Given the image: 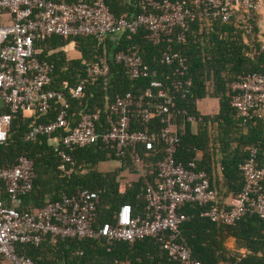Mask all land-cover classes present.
Returning <instances> with one entry per match:
<instances>
[{"label":"built area","instance_id":"built-area-1","mask_svg":"<svg viewBox=\"0 0 264 264\" xmlns=\"http://www.w3.org/2000/svg\"><path fill=\"white\" fill-rule=\"evenodd\" d=\"M263 0H195L193 9H185L181 1L140 0L141 12L133 17L115 16L104 0H0V144L8 139L14 114L18 112L47 113L58 107L56 117L25 134V141L57 136L61 141L58 170L69 178L76 170L72 152L78 148L102 142L119 158L130 149L139 160L141 153L149 155L161 149L163 159L156 165L154 186L144 189L145 207L136 213L130 204L122 205L112 223L95 226L100 204V192L82 190L63 195L40 209L21 210L24 197L34 188V162L25 156L13 167L0 168V255L10 264H38L32 258L16 252L17 244L39 245L49 238L136 242L156 239L168 253V264H202L179 242L180 227L190 216L182 212L188 204L199 207L200 216L212 223L235 225L247 214L264 219V155L253 150L241 165L244 186L226 208L216 205L217 194L208 173L198 168L197 160L177 161L181 143L178 126L172 123L175 98L157 80L156 71L145 63L139 50L129 47L115 54L117 63L126 67L132 78H152L151 86L139 97L133 93L119 95L107 107L114 123L99 131L102 110L83 113L79 120L70 121V104L64 94L48 88L54 65L38 57L36 41L51 36L94 37L103 43L108 37L134 35L140 30L154 45L185 41L190 22L197 16L228 23L235 16L247 32L251 31L253 11H259ZM166 65H176L171 87L184 96L192 81L187 77L186 58L168 46L161 57ZM110 74L107 58L99 57L86 64V74L72 96L79 99L87 85H94ZM232 107L245 122L262 117L264 112V75L251 72L230 85ZM158 114V124L152 111ZM75 114L72 115V118ZM194 121L193 118H189ZM5 189L7 198L1 197Z\"/></svg>","mask_w":264,"mask_h":264},{"label":"trees","instance_id":"trees-1","mask_svg":"<svg viewBox=\"0 0 264 264\" xmlns=\"http://www.w3.org/2000/svg\"><path fill=\"white\" fill-rule=\"evenodd\" d=\"M75 2L76 0H54ZM111 12L119 17L123 14L133 17L141 12L140 0H104ZM162 1V0H158ZM181 1L185 9H193L195 0ZM203 1V0H201ZM259 11H253L250 20L251 31L247 32L234 16L230 22L206 20L197 16L190 22L185 34V41L152 44L146 32L140 30L134 35L124 34L119 42L108 38L99 43L94 37L51 36L46 40L36 41L38 57L54 65V73L48 88L62 92L70 104V121L79 120L83 113L102 110L99 131L110 129L114 123L107 112V107L119 95L128 92L141 96L151 86L152 78H132L126 67L114 59L116 53L135 47L145 63L156 71L157 80L169 89L175 98L173 124L179 129L181 143L177 161L187 163L196 159L198 168L208 173L213 189L217 194L218 208H226L228 199L241 193L244 177L241 165L249 158L253 150L259 157L264 155V112L262 117H255L245 122L232 107L229 95L230 85L251 72L264 75V43L261 41ZM76 42L82 59L68 60L65 52L48 53V47L55 49ZM170 46L186 58V75L192 81L189 93L185 96L175 91L170 80L176 65L161 62L163 53ZM105 57L110 64V74L94 85H87L83 96L75 99L72 91L86 74V64ZM208 97L219 101V112L215 115H202L198 111V101ZM58 113L54 106L47 113H36L27 117L25 113L14 114L8 139L0 144V168L13 167L18 158L25 156L34 162L36 179L33 191L24 197L21 210L40 209L51 202L58 201L63 195H74L82 190L100 192V204L97 210L95 226L112 223L115 212L124 204H130L136 213L145 207L144 189L156 182V165L163 159L161 149L145 155L139 160L134 158L130 149L116 158L102 142L92 146L78 148L72 152L76 162L74 174L67 178L58 170L61 141L57 136L43 137L35 141H25V134L33 127L48 123ZM75 117L72 118V115ZM193 118L194 121H190ZM152 119L158 124V114L153 110ZM200 123V131L193 134L192 123ZM204 156L198 159V152ZM216 157L219 158L216 160ZM117 160L119 165L114 170L101 172V164ZM217 174V175H216ZM50 175V177H47ZM133 178L122 190L121 178ZM221 176V179H219ZM57 178L51 200L46 201L47 185ZM1 197L6 199L5 189ZM46 202V203H45ZM41 206L43 207H34ZM190 214L180 227L179 242L185 245L192 257L202 264H264V219L254 214L245 215L235 225L212 223L200 216L199 207L188 204L182 211ZM229 237L236 239L237 248L244 253H232L226 248ZM16 252L32 258L38 264H168V253L153 238L136 242H116L109 246L105 240L94 239H59L52 243L49 238L39 245L17 244ZM5 260L4 256L1 255Z\"/></svg>","mask_w":264,"mask_h":264},{"label":"crops","instance_id":"crops-1","mask_svg":"<svg viewBox=\"0 0 264 264\" xmlns=\"http://www.w3.org/2000/svg\"><path fill=\"white\" fill-rule=\"evenodd\" d=\"M128 1H130V0H128ZM259 15H260L259 28H260V32L262 35L261 41L264 43V0H263L262 5H261V8L259 10ZM109 39L114 41V42H119L118 37H110ZM59 51L65 52L68 60L82 59V53L77 49L76 42H70V43L66 44L65 46L57 48V49H55L54 47H48V53L49 54L59 52ZM39 52H40V50H39ZM201 101H204L205 111H201V109H200V102ZM211 108L214 110L213 112L209 111ZM198 111L202 115H205V116H208V115L211 116V115L217 114L219 112V101H218V99L208 97L206 99L198 101ZM25 115L27 117L32 116L31 113H25ZM178 129H180L181 131L182 130L184 131V126H181L180 128L178 127ZM191 131L193 134H197L200 131V123H198V122L192 123ZM203 156H204V152L199 151L198 152V159H202ZM217 159H219V158L216 157V160ZM116 162L117 163L115 166H118L119 163H118V161H116ZM219 179H221V176ZM122 186H123V184H122ZM124 188H126V185L124 186ZM227 201H228L227 203L229 204L231 199L229 198ZM23 204H24V201H23ZM236 242H237L236 239L233 237L227 238L226 243H225L226 248L232 253H241V254L244 253L245 252L244 249L237 248Z\"/></svg>","mask_w":264,"mask_h":264},{"label":"rangeland","instance_id":"rangeland-1","mask_svg":"<svg viewBox=\"0 0 264 264\" xmlns=\"http://www.w3.org/2000/svg\"><path fill=\"white\" fill-rule=\"evenodd\" d=\"M216 107V106H215ZM200 109H201V111H205V104H204V101H201L200 102ZM209 111H211V112H213L214 110L211 108ZM117 160H113V162H109V163H106V164H101V165H99L98 167H97V169L99 170V171H101V172H107V171H109V170H114L115 169V165H116V162ZM47 177H50V175H48ZM127 179V177H125L124 176V178H121V182L123 183V186H122V190L124 191L125 190V188H124V186H125V184H129V183H131V181H132V179L133 178H130V180L128 179V180H126ZM54 184L56 185L57 184V178L56 179H54V181H52L50 184H48L47 185V188H48V191H47V196H46V201L47 200H51L53 197V193H54V189H55V187H54ZM46 203V202H45ZM33 206L34 207H43V205H39V206H36V205H34V203H33ZM0 264H10L9 262H7V261H5L4 259H3V257L0 255Z\"/></svg>","mask_w":264,"mask_h":264}]
</instances>
